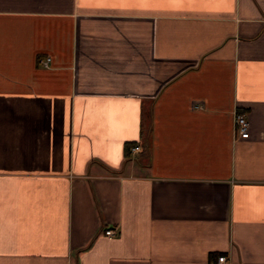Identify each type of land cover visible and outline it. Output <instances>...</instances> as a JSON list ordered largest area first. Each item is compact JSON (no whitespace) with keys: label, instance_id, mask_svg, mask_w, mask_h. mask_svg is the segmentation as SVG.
<instances>
[{"label":"crops","instance_id":"1","mask_svg":"<svg viewBox=\"0 0 264 264\" xmlns=\"http://www.w3.org/2000/svg\"><path fill=\"white\" fill-rule=\"evenodd\" d=\"M219 255L264 264V0H0V264Z\"/></svg>","mask_w":264,"mask_h":264},{"label":"built area","instance_id":"2","mask_svg":"<svg viewBox=\"0 0 264 264\" xmlns=\"http://www.w3.org/2000/svg\"><path fill=\"white\" fill-rule=\"evenodd\" d=\"M42 65L47 66L48 61H49V57H45L44 59L40 60ZM234 124H235V128L237 133L241 136V137H246L248 135V120L246 118V116L241 113V112H236L234 113ZM139 150V146L138 145H133L131 146V151L135 152ZM104 233L106 235H113V229L111 227H107L104 229ZM226 257L224 255H219L217 257V262L219 264H222L225 261Z\"/></svg>","mask_w":264,"mask_h":264},{"label":"trees","instance_id":"3","mask_svg":"<svg viewBox=\"0 0 264 264\" xmlns=\"http://www.w3.org/2000/svg\"><path fill=\"white\" fill-rule=\"evenodd\" d=\"M135 143L133 141L126 143L125 149L128 150L131 146H133Z\"/></svg>","mask_w":264,"mask_h":264}]
</instances>
